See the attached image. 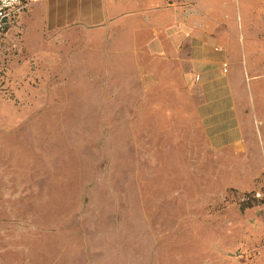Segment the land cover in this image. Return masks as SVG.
I'll return each mask as SVG.
<instances>
[{"label":"rangeland","instance_id":"374dc122","mask_svg":"<svg viewBox=\"0 0 264 264\" xmlns=\"http://www.w3.org/2000/svg\"><path fill=\"white\" fill-rule=\"evenodd\" d=\"M169 5L191 43L53 33L32 7L0 33V264H264V0ZM202 55L235 147L202 122Z\"/></svg>","mask_w":264,"mask_h":264},{"label":"crops","instance_id":"0c3cea01","mask_svg":"<svg viewBox=\"0 0 264 264\" xmlns=\"http://www.w3.org/2000/svg\"><path fill=\"white\" fill-rule=\"evenodd\" d=\"M30 7L35 20L53 33L69 28L109 32L112 28L129 25L133 35L150 30L151 43L157 48H161V43L173 46L179 42L191 43V38L176 33L178 23L169 0H34ZM205 49L209 47L201 46L202 51ZM192 66L198 74L197 79L204 81L201 110L208 111L202 122L211 146L216 150L237 146L243 137V128L236 107L229 105L234 101L233 87L204 92V87H209L207 78L217 75L218 63L211 56L202 55L192 60Z\"/></svg>","mask_w":264,"mask_h":264},{"label":"built area","instance_id":"2783aa9c","mask_svg":"<svg viewBox=\"0 0 264 264\" xmlns=\"http://www.w3.org/2000/svg\"><path fill=\"white\" fill-rule=\"evenodd\" d=\"M34 0H0V33L5 32Z\"/></svg>","mask_w":264,"mask_h":264}]
</instances>
